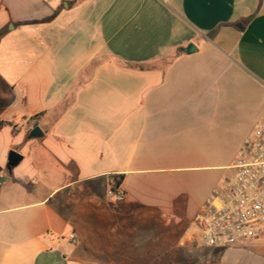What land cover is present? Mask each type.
Wrapping results in <instances>:
<instances>
[{
	"label": "crops",
	"instance_id": "0c3cea01",
	"mask_svg": "<svg viewBox=\"0 0 264 264\" xmlns=\"http://www.w3.org/2000/svg\"><path fill=\"white\" fill-rule=\"evenodd\" d=\"M263 118L264 0H0V264H264L195 222Z\"/></svg>",
	"mask_w": 264,
	"mask_h": 264
},
{
	"label": "built area",
	"instance_id": "2783aa9c",
	"mask_svg": "<svg viewBox=\"0 0 264 264\" xmlns=\"http://www.w3.org/2000/svg\"><path fill=\"white\" fill-rule=\"evenodd\" d=\"M233 170L196 216L207 248L264 240V118L239 151ZM110 195L125 200L119 190H111ZM69 240L75 242L76 237Z\"/></svg>",
	"mask_w": 264,
	"mask_h": 264
},
{
	"label": "water",
	"instance_id": "95a60500",
	"mask_svg": "<svg viewBox=\"0 0 264 264\" xmlns=\"http://www.w3.org/2000/svg\"><path fill=\"white\" fill-rule=\"evenodd\" d=\"M197 51H198L197 48L191 44L187 48L180 49L178 52L191 55L196 53ZM43 136L44 133L42 132V130L39 127H34L30 131L28 135V139L29 140L39 139L42 138ZM22 160H23V156L21 154H19L16 151H11L8 156V166H7L8 170L11 172L13 168L17 167L22 162ZM0 182H2V180H0Z\"/></svg>",
	"mask_w": 264,
	"mask_h": 264
},
{
	"label": "trees",
	"instance_id": "16d2710c",
	"mask_svg": "<svg viewBox=\"0 0 264 264\" xmlns=\"http://www.w3.org/2000/svg\"><path fill=\"white\" fill-rule=\"evenodd\" d=\"M6 126H12L13 127V124L9 123V122H6V121L0 120V130L3 129L4 127H6ZM112 179L115 182V187L116 188L119 187L121 185L122 181H123V177H113Z\"/></svg>",
	"mask_w": 264,
	"mask_h": 264
},
{
	"label": "rangeland",
	"instance_id": "374dc122",
	"mask_svg": "<svg viewBox=\"0 0 264 264\" xmlns=\"http://www.w3.org/2000/svg\"><path fill=\"white\" fill-rule=\"evenodd\" d=\"M234 173H235V172L233 171L231 176H233ZM231 176H230V177H231ZM248 245H250V243H243L242 246H248Z\"/></svg>",
	"mask_w": 264,
	"mask_h": 264
}]
</instances>
